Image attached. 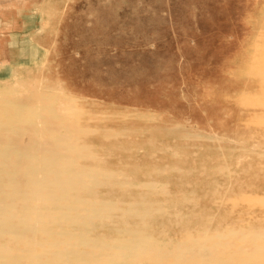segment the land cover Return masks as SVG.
<instances>
[{"label": "rangeland", "instance_id": "obj_1", "mask_svg": "<svg viewBox=\"0 0 264 264\" xmlns=\"http://www.w3.org/2000/svg\"><path fill=\"white\" fill-rule=\"evenodd\" d=\"M10 92L49 95L87 132L153 134L166 156L177 144L192 159L222 153L240 179L215 218L264 219V0H0V95Z\"/></svg>", "mask_w": 264, "mask_h": 264}, {"label": "bare ground", "instance_id": "obj_2", "mask_svg": "<svg viewBox=\"0 0 264 264\" xmlns=\"http://www.w3.org/2000/svg\"><path fill=\"white\" fill-rule=\"evenodd\" d=\"M48 98L0 95V264H264V219L226 209L215 220L240 179L224 154L192 159L177 144L166 156L153 134L87 132L79 113Z\"/></svg>", "mask_w": 264, "mask_h": 264}]
</instances>
